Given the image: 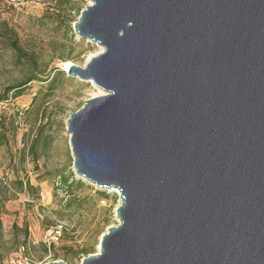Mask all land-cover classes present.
Masks as SVG:
<instances>
[{"label":"water","instance_id":"1","mask_svg":"<svg viewBox=\"0 0 264 264\" xmlns=\"http://www.w3.org/2000/svg\"><path fill=\"white\" fill-rule=\"evenodd\" d=\"M74 31L104 92L74 174L121 204L81 264H264V0H91Z\"/></svg>","mask_w":264,"mask_h":264},{"label":"rangeland","instance_id":"2","mask_svg":"<svg viewBox=\"0 0 264 264\" xmlns=\"http://www.w3.org/2000/svg\"><path fill=\"white\" fill-rule=\"evenodd\" d=\"M90 4L91 0H0V23L6 22L21 48L34 55L38 70L45 65L56 69L52 88L48 82H31L22 96L0 103V193L7 199L0 211V264H81V249L96 254L101 236L118 224L119 195L98 190L74 174L66 132L69 115L103 95L92 82L65 73V64L83 68L102 51L78 39L74 31L80 12ZM1 41L0 93L28 73L27 65L17 62ZM34 140L37 158L32 162L28 148ZM60 178L82 186L65 188ZM20 183H29L32 190H21ZM25 228V251L17 250Z\"/></svg>","mask_w":264,"mask_h":264},{"label":"trees","instance_id":"3","mask_svg":"<svg viewBox=\"0 0 264 264\" xmlns=\"http://www.w3.org/2000/svg\"><path fill=\"white\" fill-rule=\"evenodd\" d=\"M1 40L6 41L7 48L10 49L14 53L15 59L17 62L21 64L25 63L27 65L28 73L23 79V81H21L17 85H12L2 90V92L0 93V103H3L9 99H16L22 96L23 93L25 92L24 89H26L31 82H39V83L48 82V83H51L49 85V88H52V86L55 84V80H53V78L55 76L56 69H54L53 67L48 69L47 65H45L42 70H38L37 59L34 57V55H30L28 52H26L25 50L21 48V46L19 45V41H18L16 33L12 29H10L7 23L4 21L0 23V42H2ZM52 70H53V73L55 72L53 75L51 74ZM57 72H60V71H57ZM36 143H37L36 140L32 141L28 148V154L30 155L32 162H34L35 158H37ZM61 183L63 186H65V188H71L72 184L82 186L81 183L74 182L72 180L69 182L66 178H63L61 180ZM19 185H20L21 190H27V189L32 190V187L29 185V183H26L24 185L20 183ZM99 195L101 197H105V194L103 193H99ZM6 201L7 199L2 197L0 193V211H1L3 204ZM27 236H28L27 229L25 228L24 237H23L21 244L18 243L16 245L17 250L22 249L23 251H25V243H26ZM1 240L2 238H1V221H0V242ZM50 247H53V245L51 244ZM50 247L46 250H49ZM91 253L92 252H90V249H81L80 251V255H82L83 257H87Z\"/></svg>","mask_w":264,"mask_h":264},{"label":"bare ground","instance_id":"4","mask_svg":"<svg viewBox=\"0 0 264 264\" xmlns=\"http://www.w3.org/2000/svg\"><path fill=\"white\" fill-rule=\"evenodd\" d=\"M72 64L69 62V63H67V64H65V68H66V70L68 69V67H70ZM95 87V86H94ZM99 90V93L100 94H104V92L102 91V90H100V89H98ZM107 191H109V193H113V194H116V195H119L120 193H119V191L117 190V189H111V190H107Z\"/></svg>","mask_w":264,"mask_h":264},{"label":"built area","instance_id":"5","mask_svg":"<svg viewBox=\"0 0 264 264\" xmlns=\"http://www.w3.org/2000/svg\"><path fill=\"white\" fill-rule=\"evenodd\" d=\"M99 190V189H98Z\"/></svg>","mask_w":264,"mask_h":264}]
</instances>
